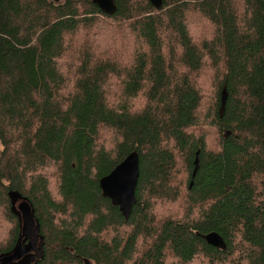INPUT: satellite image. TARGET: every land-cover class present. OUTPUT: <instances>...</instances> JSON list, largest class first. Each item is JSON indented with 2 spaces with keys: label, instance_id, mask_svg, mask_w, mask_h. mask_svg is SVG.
Segmentation results:
<instances>
[{
  "label": "trees",
  "instance_id": "1",
  "mask_svg": "<svg viewBox=\"0 0 264 264\" xmlns=\"http://www.w3.org/2000/svg\"><path fill=\"white\" fill-rule=\"evenodd\" d=\"M112 1L106 15L0 0V254L20 231L16 192L39 222L37 264H264V0ZM134 151L125 221L98 181ZM156 202L184 206L160 217Z\"/></svg>",
  "mask_w": 264,
  "mask_h": 264
},
{
  "label": "water",
  "instance_id": "2",
  "mask_svg": "<svg viewBox=\"0 0 264 264\" xmlns=\"http://www.w3.org/2000/svg\"><path fill=\"white\" fill-rule=\"evenodd\" d=\"M53 1V0H52ZM155 9H160L161 0H149ZM92 3L106 15H112L116 8L112 0H92ZM226 91H222L221 106L222 108L226 102ZM199 167V151L195 153L193 161V172L191 177L194 178L196 171ZM139 179V156L136 151L131 152L124 158L108 175L102 177L98 181V187L103 198L108 199L112 207L118 209L119 213L126 221L131 215L132 209L136 204V188ZM191 185V183H190ZM11 201V211L17 216L21 226L22 237H29L32 234L33 238L38 241V234L40 231L39 222L36 219L30 205L21 195L16 192L9 194ZM22 201L17 209L15 203ZM204 241L209 246L216 249L225 250V243L222 238L216 233H210L203 236ZM39 243L38 249L34 255L28 254L30 251L29 246L17 244L10 252L0 254V264H32L35 259L40 260L42 257V243Z\"/></svg>",
  "mask_w": 264,
  "mask_h": 264
},
{
  "label": "rangeland",
  "instance_id": "3",
  "mask_svg": "<svg viewBox=\"0 0 264 264\" xmlns=\"http://www.w3.org/2000/svg\"><path fill=\"white\" fill-rule=\"evenodd\" d=\"M53 1L61 2L62 0H53ZM94 30L97 33L99 32V28L98 27L94 28ZM87 35L89 36V31H88ZM118 37H117V39H119V40H117V41H121V39H124L126 37V35L123 33V31H120V36L118 35ZM128 51H129V54H130V50L129 49H128ZM128 51L124 50L122 48V46L120 48H118L117 45H114V46H112V49L109 50L108 52L110 53V55H113V56H116V57H119L120 54H124L126 57L128 56V58H129ZM72 60L73 59L69 57V59L65 63L66 66H64V70L69 68V63ZM198 80L200 81L201 78L200 79L198 78L197 81ZM202 85L205 87V95H203V102L201 104V107L204 108L207 105V103H213L214 99L213 98L206 99L208 96H212V90H211V87H210V82L209 81H204L202 83ZM109 143H110V136L107 133H103V138H102L100 144H102V145L104 144V146L107 147ZM181 171H183V170H181ZM179 173H181V172H179ZM49 174H48V177H50V178H47V177L46 178L50 182V187L51 186L54 187L55 181L52 178V176H49ZM158 202H162V201H158ZM174 203H170L169 206L167 207V206H164L163 204H160V205L157 206V202H156V205L154 207L155 214L157 212V214L160 217L169 216V217L179 218V216L181 215L180 212H181V210H182V208L184 206V203L181 204V202H180L177 205H174ZM177 215H179V216H177ZM10 230H11V227L6 223L4 218L0 215V245H2V244L4 245L6 243V241L8 239V236H9V233H10Z\"/></svg>",
  "mask_w": 264,
  "mask_h": 264
},
{
  "label": "flooded vegetation",
  "instance_id": "4",
  "mask_svg": "<svg viewBox=\"0 0 264 264\" xmlns=\"http://www.w3.org/2000/svg\"><path fill=\"white\" fill-rule=\"evenodd\" d=\"M22 201H17L15 203V209H17L18 205L21 203ZM19 222V221H18ZM19 233L17 234V237L15 239V242L11 248V250L17 245V244H21V245H24L25 247L26 246H29L30 247V251L28 252V254L30 255H34L35 254V251L38 249L39 247V243L41 242V236L40 234H35L36 237H38V241L36 242V240L33 238V235L32 234L31 236L29 237H22L21 235V226H20V223H19ZM10 250V251H11ZM8 253V252H7ZM38 261V259H35V261L32 263V264H37L36 262Z\"/></svg>",
  "mask_w": 264,
  "mask_h": 264
},
{
  "label": "bare ground",
  "instance_id": "5",
  "mask_svg": "<svg viewBox=\"0 0 264 264\" xmlns=\"http://www.w3.org/2000/svg\"><path fill=\"white\" fill-rule=\"evenodd\" d=\"M224 108V107H223Z\"/></svg>",
  "mask_w": 264,
  "mask_h": 264
}]
</instances>
